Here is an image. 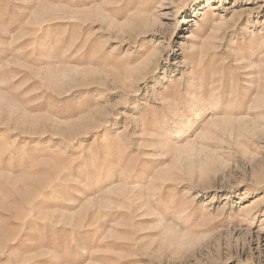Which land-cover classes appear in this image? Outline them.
Here are the masks:
<instances>
[{"label":"rangeland","instance_id":"1","mask_svg":"<svg viewBox=\"0 0 264 264\" xmlns=\"http://www.w3.org/2000/svg\"><path fill=\"white\" fill-rule=\"evenodd\" d=\"M0 264H264V0H0Z\"/></svg>","mask_w":264,"mask_h":264}]
</instances>
